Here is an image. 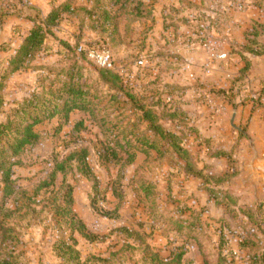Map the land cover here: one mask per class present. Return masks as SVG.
Here are the masks:
<instances>
[{
	"label": "rangeland",
	"instance_id": "obj_1",
	"mask_svg": "<svg viewBox=\"0 0 264 264\" xmlns=\"http://www.w3.org/2000/svg\"><path fill=\"white\" fill-rule=\"evenodd\" d=\"M70 1L66 0L58 4L56 0H51L53 5L48 8L44 18L39 15L42 17L41 20H44L52 9ZM159 1L74 0L72 4L73 11L61 15L57 27L53 29V37L46 40L42 52L37 55L54 59L49 64H39L38 66H35V60L28 71L16 73L33 72L37 73V76L8 74L9 62L15 54L10 57L6 56L8 52L1 47L0 124L5 123L12 115V111L23 101L29 99L35 93L41 94L43 88L49 86L51 82H56L58 79L62 80V73L65 74L69 69L76 76L79 73L84 80L89 81L90 87L98 84L99 70L88 59L80 57L76 53L75 47L77 45L108 48L114 58L115 71L121 75L125 88L137 98L145 101L146 86L150 82L149 76H173L172 78L180 76L181 68H178V65H169L163 71H159V67H161L157 63L159 49L152 48L150 50L149 54L152 59L149 58L147 53L148 42L151 43L154 40L157 43L158 38L161 39V36L157 38L155 33H152L153 27L151 28L150 25L153 22H148L146 8L152 9L153 12L154 9L155 12L156 9L160 10L162 6L158 5ZM227 11L231 16L244 20L248 7L244 13L229 8ZM107 18H109L110 23L105 24ZM198 32L194 34L196 41L198 40ZM207 34V36L224 46L228 60H231L233 49L231 46L234 42V36L240 35L238 30L233 37L226 32V29L222 32L220 27L219 32L215 30V33ZM200 51L201 55L206 56L207 59L209 52L207 53L202 49ZM154 58H156V61H154ZM140 61L144 62L143 67L138 66ZM231 63H225L224 66L218 68L216 66V68L221 71L223 70L221 68H226L224 70L229 76L226 80L233 83L235 81L234 76H240V72L245 68V65L240 66V68H238V65L231 68ZM242 93H244V90ZM169 94H172V90ZM112 96L122 97L116 92H108L103 87L90 90L84 100L79 103L85 105L90 112L72 113L67 124L56 118L37 127L36 132L41 138L39 145L29 149L21 159L22 166L14 169L13 188L17 194L29 193L24 199L26 204L30 200L31 203H35L34 205L43 203L42 206H47L55 197L61 198L58 191L62 188L64 182L65 188L73 189V214L84 224L87 233L92 238V240H89L77 237L78 251L81 253L83 262L90 261V264H98L96 261L107 259L114 252L116 258L111 261L112 264H142L143 251L149 248L160 259L170 258L184 249L186 251L185 257L187 256L185 264H205L204 254L210 262L216 264L220 250H222L225 255H228V264H245L237 250L239 244L237 234L242 233V229L238 228L239 224L237 222L231 224V231L226 230V228L222 229L220 225L216 224L218 218L225 217L226 210L224 208L220 207L223 211L208 210L206 208L193 211L185 204L177 203L183 206L178 207L177 213L184 206L192 212H203L200 217L203 226L196 233V236H198L197 241H189L186 236L182 235L185 232L177 234L170 231L167 226L157 222V219L149 215L144 193L142 192V186L146 182L152 183L153 186L156 184L160 191L159 215L169 216L173 220H177L171 216V214H174L171 207L176 205L173 204V185L182 184V181L180 182L177 179V171L180 170V166L176 165V161L166 158L165 161L156 163L155 156L152 161L147 162L146 157L139 154L136 162L130 167L122 168L121 164L116 161L104 163L101 156L105 152L106 143L112 142L116 134L113 124L120 118L118 126L121 130L117 132H122L129 130L128 123L133 124L136 120L133 116V110L127 107L129 101L122 97V100L114 105L110 101ZM198 99L204 103L203 96L198 97ZM123 102L125 104L121 105ZM175 102L172 100L173 105ZM220 102L217 99L214 101L215 105L219 107H230L226 103L220 105ZM120 110L122 111L120 112ZM230 110L232 111L228 114V121H232L233 115H236L237 119V110L231 107ZM163 126L167 131L172 129L171 124L166 122H163ZM241 127L243 129L247 128L246 125H241ZM145 129V126L141 127V131H145ZM227 130L230 131L229 127H227ZM231 130V138L228 140L227 138L220 139V141L231 146V152L234 157L236 154V159L230 161L229 164L235 168V171L240 173L241 167H244L248 162L247 157H242L241 154L249 153L252 155L256 150L250 140H238L233 133L236 131L232 127ZM184 146L186 148V145ZM201 146L205 148L204 145ZM83 150L88 152L86 160L90 170L88 173L84 172V169H80L76 161H72L69 164V172L66 178L59 175L55 188L52 187L49 191L38 194L34 193L36 188L52 174L56 162L61 163L72 154L81 155ZM200 151L197 150L196 153L201 155L202 151ZM122 156L123 154H120L119 160H123L121 159ZM254 163L252 162V165ZM181 166L184 165L181 164ZM257 171L259 172L254 171L251 167L250 172L243 179L241 178L234 183V188H240L244 184H254L257 193L261 192L264 188V168ZM166 179H168L167 182ZM231 184L232 181L228 185L231 186ZM3 188L0 177V220L6 212L14 213L13 219L6 221V227L15 226L18 228L17 232H20L18 248L19 252L23 253L25 263L63 264L55 257L52 250L55 236L51 228H54L55 224L53 220L50 221L53 218V213L48 211L42 217L27 215L25 210L20 211L18 209L20 206H15L14 200H19V197L13 196L10 199L3 200ZM175 191L179 195L181 194L180 197L187 198V195H182V191ZM175 197H178V195ZM242 200H246L245 196ZM42 206H32V209L39 213L42 212ZM220 214H224V217ZM189 216L190 214L186 215L185 219ZM234 232H237V234L234 235ZM124 243L136 245L137 249L133 252L123 251L122 254L118 255L117 250L125 245ZM137 246H140V248ZM261 246L264 248V236ZM230 252L231 254H229ZM4 255L5 250L0 248V260L4 258Z\"/></svg>",
	"mask_w": 264,
	"mask_h": 264
},
{
	"label": "trees",
	"instance_id": "obj_2",
	"mask_svg": "<svg viewBox=\"0 0 264 264\" xmlns=\"http://www.w3.org/2000/svg\"><path fill=\"white\" fill-rule=\"evenodd\" d=\"M73 2L74 0H71L67 4L52 9L44 20L39 19L35 22V27L11 58L8 74L14 75L26 72L31 68V64L38 57L37 55L42 52L46 40L53 37V29L57 27L61 15L71 12ZM18 11L22 14L24 13V9L22 8ZM146 18L148 22H154L153 11L148 7L146 8ZM109 21V18H107L105 24L110 23ZM165 29H173V34H176L177 28L173 23L171 25L166 24ZM257 29H261L264 32V25L257 24L254 28V33L250 34L247 38V45L242 47V53L251 59L264 56V45L258 41L262 36ZM202 31L204 30H200V32ZM196 43H199V39ZM79 47L78 45L75 47L76 53ZM84 48L89 49L90 47L84 46ZM79 56L87 59L84 53ZM243 60L245 68L240 72L241 77L239 82L250 72V63L244 57ZM154 61H156V58H154ZM62 75V80L58 79L56 82H51L49 86L43 88L41 94L35 93L29 99L23 101L12 111V115L8 120L0 124V177L1 184L4 187L3 200L5 201L13 196L19 197V200H14L15 206H20L18 209L20 211L25 210L27 215L31 214L32 216L38 215V217H42L48 211L53 213V218L50 221L52 222L53 220L55 224L54 228H51L55 236L52 250L57 259L62 261L63 264H90V261H82L81 253L78 251L77 237L89 240H92V238L87 233L84 224L73 214V189L69 187L65 188L64 182L62 190L58 191L61 198L55 197L49 204L50 206H42L43 203L34 205L35 203H31L30 200L26 204L24 199H26L29 193L22 192L17 194L13 188L14 169L22 166L21 159L29 149H33L39 145L41 138L36 132L37 127L56 118L67 124L72 113L90 112L85 105L83 106L79 103L84 100V97L88 95L90 90L103 87L108 92H116L124 99H127L129 101L127 107L133 110V116L136 119L133 124L131 122L128 123L129 130L122 132H117L121 130L118 126L120 118L113 124L116 134L112 142L106 143L105 152L101 156L104 163L116 161L118 164H121L122 168L130 167L136 162L139 154L145 156L147 162L152 161L154 155L156 156V163L165 161L166 158L176 161V165L180 166V171L186 178L200 180L202 190L208 195L210 201H214L217 206L226 210V218L217 220L216 224L220 225L222 229L226 228L229 231L232 230L231 224L236 222L239 224L238 228L242 229V235H238L237 232H234V235L237 234V238H239L237 250L243 262L245 264H264V248L261 246L264 236V201L251 208H241L238 206L236 199L222 190L224 185L231 183L232 176L213 177L210 174H206L205 171L198 169L194 157L184 146L187 140L186 134L182 131V128L186 126L185 119H183L182 114L172 112L171 103L167 106L165 105L164 97L168 93L160 92L159 79L149 82L148 86H146L145 101L137 98L125 88L121 75L116 71L99 70L98 84H94L92 87L89 86V81L83 79V76L79 73L76 76L70 69L65 74L62 73ZM262 85L263 89L260 92V101L264 98V82ZM217 94H220V92ZM224 96L226 97L227 94ZM122 97L112 96L110 98L111 104L117 105L119 100H122ZM225 100L232 105V101L228 97ZM122 104H125V102ZM233 108H235L234 105ZM163 122L171 124V131H167L164 128ZM143 126L146 127L145 131H141V127ZM192 131V129H188L187 133H192ZM202 145L205 146L209 159L229 157L223 151L215 149L210 141L202 140ZM120 154H123L121 157L123 160H119ZM87 158L88 152L87 150H83L81 155L72 154L65 161L61 163L56 162L52 174L36 188L34 193L38 194L43 191H49L52 187L55 188L59 175L66 178L69 172V164L72 161H76L80 169H84V172L88 173L90 170L86 162ZM181 164L184 166H181ZM209 169L211 168H206V170ZM142 192L146 201V209L149 215L157 219V222L163 223L170 231H174L177 234L185 232L182 235L186 236L189 241L198 240L196 233L203 226L200 219L203 212H192L184 207L176 214L177 220H173L169 216L159 215V194L152 183H144ZM32 206H42V212L37 213L36 210L32 209ZM189 214L190 216L186 220L185 216ZM13 216L14 213L8 211L0 220V248L5 250L4 258L1 257L0 264H26L23 253H20L18 248L20 244V232H17L18 228L15 226L6 227V221L13 219ZM124 244L117 250L118 255L122 254L123 251L133 252L137 249L136 245H130V243ZM221 246L223 245L221 244ZM137 247L140 248V246ZM143 252L142 264H183L186 255L184 249L168 259H160L149 248H146ZM224 255V252L220 250L216 264H228V255ZM204 256L205 264H213L205 254ZM115 258L116 255L113 252L109 258L96 262L98 264H112L111 261Z\"/></svg>",
	"mask_w": 264,
	"mask_h": 264
},
{
	"label": "crops",
	"instance_id": "obj_3",
	"mask_svg": "<svg viewBox=\"0 0 264 264\" xmlns=\"http://www.w3.org/2000/svg\"><path fill=\"white\" fill-rule=\"evenodd\" d=\"M30 1L31 7L29 9L34 14L27 15L25 9L23 14L18 11L22 8L18 0H0V48L3 47L8 52V55L1 53L2 55L5 54L9 57L14 55L35 27V22L39 19L41 20L42 17L44 18L48 12V8L53 5L51 4V0ZM65 1L56 0L58 4ZM230 1L160 0L158 5L162 7L160 10L156 9V12L154 9V22L150 27H153L152 33H155V37L161 36V39L158 38L157 43L154 40L151 43L148 42L147 53L151 59L150 50L152 48L159 49L160 53L157 59V63L161 66L159 67V71H163L169 65H178V68L180 67L181 70L180 76H175V78H172L173 76H149V81L152 82L159 79L160 92L169 94L172 90L171 95H165L164 103L166 106L171 103L172 112L183 115L186 126L182 128V131L187 136L184 144L197 162L198 169L205 171L206 174H210L213 177L232 176L231 186L226 184L222 187V190L236 199L239 207L251 208L264 201V188L261 192L257 193L254 184H244L240 188H234V183L241 178L243 179L250 172L251 167L256 172H259L257 171L258 169L264 168V98L260 101V92L263 89L262 83L264 82V56L251 59L242 53V47L247 45V38L250 34L254 33L256 25H264V0H245L248 4V11L244 20L228 14L229 11L227 9ZM39 15H42V17ZM170 20L171 22H169ZM239 20L240 24L238 26ZM165 23L167 25L175 24L177 28L175 35L173 34V29H165ZM222 25L224 26L221 27ZM219 27L222 29V32L226 29V32L231 37L234 36L237 30L240 34L233 38L234 42L231 46L233 48L231 52L232 57L231 60H228L232 62L231 68L237 65L240 68V66L245 65L243 57L250 63V72L240 82L241 76H234L235 81L233 83L227 82L226 79L229 76H227V72L224 70L226 68H221L223 69L222 71L217 69L225 64L218 65L217 68L215 67L210 76H205L202 73L201 67L207 59L206 56L201 55V47L199 43H196L194 34L200 30H204L207 33H215V30L219 32ZM258 31L262 36L258 41L264 45V32L261 29ZM52 59L54 58L38 56L35 66L49 64ZM187 66H191V72L186 71ZM19 75L37 76V73L28 72L16 74L15 76ZM243 90L244 93H242ZM204 92L210 94L214 101L216 99L220 100V105L226 103L231 108H233V105L235 106L233 109L237 110V119L234 125L236 128L242 130L244 134L239 132L233 133L238 140H250V143L255 147L256 151L252 155L249 153L241 154L242 157H247L248 162L244 167H241L240 173L235 171V168L229 164L230 161L236 159V154L234 157L231 152V146L225 145L220 141V139L224 140L227 138L228 140L231 138V121H228V114L232 110L226 106V114L224 116L213 118L204 103L198 99L201 96L200 93ZM219 92L220 94H217ZM225 94L232 101V105L225 100ZM172 100L176 101L174 105ZM241 125H246L247 128L243 129ZM227 127H229L230 131L227 130ZM188 129H192V133H187ZM202 140L210 141L215 149L223 151L229 157L209 159L206 148L201 146ZM197 150L202 151H200L201 155L196 153ZM254 160L256 163H254ZM252 162L254 163L253 165ZM206 168L211 169L206 170ZM177 179L180 182L182 181V184L178 186L173 185V204L176 205H172L171 207V211L174 212L171 216L175 217V219H177L178 207H183L177 204L178 202L185 204L193 211H199L200 208L222 210L220 207H217L214 201H210L208 195L202 190L201 181L194 178H186L179 169L177 171ZM165 181L167 182L168 179ZM154 186L156 187V192L159 194L158 186L156 184ZM174 189L182 191V195H187V198L180 197L181 194L179 195ZM177 195L178 197H175ZM159 196L161 195L159 194ZM244 196L246 200H242ZM158 208L160 210V203ZM220 215L224 217V214ZM186 257H184L183 264H185Z\"/></svg>",
	"mask_w": 264,
	"mask_h": 264
},
{
	"label": "built area",
	"instance_id": "obj_4",
	"mask_svg": "<svg viewBox=\"0 0 264 264\" xmlns=\"http://www.w3.org/2000/svg\"><path fill=\"white\" fill-rule=\"evenodd\" d=\"M18 3L23 9H29L31 7L30 0H18ZM247 7L248 4L245 2V0H231L228 4L229 9L239 13L246 12ZM207 35L208 34L206 31L199 32L198 39L200 40L199 46L201 49L207 53L209 52L207 61L202 65L201 70L205 76H210L216 66L228 62V56L224 50V46ZM83 53L86 54L87 59L95 66L97 70L108 72L115 71L113 55L107 48L101 46H92L89 49H86L83 46H80L78 48L77 54L81 55ZM138 66L143 67L144 62H138ZM191 70V66L186 67L187 72H191ZM200 95L201 97L203 96L204 105L213 118H218L225 115V107H219L215 105L210 94L204 92L200 93Z\"/></svg>",
	"mask_w": 264,
	"mask_h": 264
},
{
	"label": "water",
	"instance_id": "obj_5",
	"mask_svg": "<svg viewBox=\"0 0 264 264\" xmlns=\"http://www.w3.org/2000/svg\"><path fill=\"white\" fill-rule=\"evenodd\" d=\"M25 13H26L27 15L34 14V12H32L30 9H25ZM235 120H236V115H233V117H232V121H231V127H232V129H233L234 131H236V132H239V133H241V134H244V132H243L242 130H240V129H238V128L235 127V125H234Z\"/></svg>",
	"mask_w": 264,
	"mask_h": 264
}]
</instances>
